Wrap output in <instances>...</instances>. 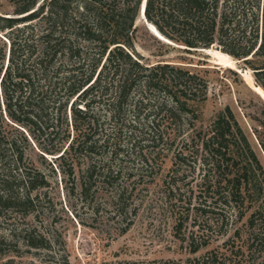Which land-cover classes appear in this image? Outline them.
Listing matches in <instances>:
<instances>
[{
  "label": "trees",
  "instance_id": "16d2710c",
  "mask_svg": "<svg viewBox=\"0 0 264 264\" xmlns=\"http://www.w3.org/2000/svg\"><path fill=\"white\" fill-rule=\"evenodd\" d=\"M12 1L14 13L23 16L0 13V213L25 218L37 208L38 191L49 180L27 155L34 146L43 161L72 157L70 172L79 166L84 194L106 190L110 206L126 221L125 231L133 221L128 215L138 214L144 204L139 187L146 180L144 164L159 160L162 167L174 150L159 206L176 213L178 233L195 215L189 234L179 236L191 253L208 247L213 233L226 235L234 222L242 223L224 249L184 264H264L260 156L230 105L202 123L198 108L208 100L209 88L204 75L169 61L146 63L135 51L143 0ZM145 2V16L158 31L150 25L154 35L185 50L206 48L239 60L253 71L256 84H250L264 100V0ZM36 26L41 32L30 31ZM215 45L220 50L211 48ZM99 105L106 111L96 112ZM262 105L253 133L264 154ZM3 113L7 125L19 126L21 140L4 133ZM185 123L195 127L184 129ZM125 143L139 160L135 169L140 172L116 164ZM198 162L199 180L188 179ZM23 234L28 247L43 246L45 238L31 229Z\"/></svg>",
  "mask_w": 264,
  "mask_h": 264
},
{
  "label": "rangeland",
  "instance_id": "374dc122",
  "mask_svg": "<svg viewBox=\"0 0 264 264\" xmlns=\"http://www.w3.org/2000/svg\"><path fill=\"white\" fill-rule=\"evenodd\" d=\"M41 1L39 0V3ZM14 11L15 5L12 0H0V13L15 17L23 16L15 14ZM135 25L137 27L134 31V48L143 56V61L146 63L169 61L188 66L204 75L209 88L208 100L198 108L202 123H208L218 111L230 105L240 124L249 134L264 165V154L257 145L253 133L262 118L264 100L250 84V82L256 84L253 71L245 68L233 57L234 61L218 52L211 51L210 54L206 48L185 50L183 49L185 46L173 41L172 45H167L165 43L167 41L164 42L154 35L148 29V24L139 17ZM152 28L156 30L153 25ZM30 31L41 32L40 26ZM211 48L220 50L217 45ZM231 64L246 71V77L240 70L228 66ZM262 94L264 97V92ZM1 107L3 109L5 105ZM95 111L106 110L99 105ZM5 114L3 113L4 118ZM7 120L5 118L4 133L10 139H20L16 130H20L19 126L16 123L7 125ZM199 125L200 122L196 123L197 127ZM192 127L195 125L189 126L185 123L182 126L184 129ZM106 128L113 129L114 126L106 124ZM124 133L127 135V127H124ZM26 152L34 164L46 174L49 183L38 191L37 208L27 217L23 218L17 213H0V264H157L166 260L184 264L188 258L199 257L209 250L224 249V241L234 234L235 227L242 224L240 221L234 222L226 235L213 233L214 239L208 247L202 248L196 254L191 253L189 245L181 241L179 236L189 234L193 228L191 224L195 215L191 216L190 221L178 233L175 226L176 213L170 208L159 206L162 195L161 183L173 166L174 150L168 152L161 164L162 167L159 166L161 162L159 160L152 161L149 165L144 164L142 168L144 178L146 180L152 178L153 181L144 180L139 186L144 204L139 208L138 214L128 215L133 221L125 231L123 229L126 221L121 220L122 218L110 206V195L106 190L97 191L93 188L87 195L84 194L80 184L79 166H76V172L73 174L70 172V168L75 165L72 157L67 155L63 160L53 159L51 162L43 161L37 156L34 146L28 148ZM8 153L9 151L6 152L7 156ZM7 156L6 158L10 155ZM135 157L125 143L124 149L119 151L115 161L117 165L123 163L126 171L134 168L136 172H140L135 169L140 165ZM106 158H110L109 153ZM1 170L3 171L0 168ZM201 172L202 167L198 162L196 172L189 175L188 179L199 180ZM25 229H31L44 237L43 246L28 247L23 241ZM196 229L203 232V228Z\"/></svg>",
  "mask_w": 264,
  "mask_h": 264
},
{
  "label": "water",
  "instance_id": "95a60500",
  "mask_svg": "<svg viewBox=\"0 0 264 264\" xmlns=\"http://www.w3.org/2000/svg\"><path fill=\"white\" fill-rule=\"evenodd\" d=\"M145 5H146V2L145 0L142 1L141 5H140V10H139V16H141L144 21L148 24V26L150 27V25H153L154 28H156V26L154 24H150L145 16ZM150 24V25H149ZM160 32V31H159ZM158 35V34H157ZM161 36V35H160ZM159 36V37H160ZM164 37V36H163ZM164 40L171 43L172 44V41L168 40L166 37H164Z\"/></svg>",
  "mask_w": 264,
  "mask_h": 264
}]
</instances>
